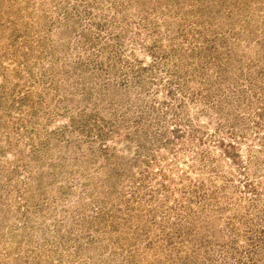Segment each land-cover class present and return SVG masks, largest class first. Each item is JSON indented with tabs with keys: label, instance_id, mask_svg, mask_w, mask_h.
<instances>
[{
	"label": "rangeland",
	"instance_id": "obj_1",
	"mask_svg": "<svg viewBox=\"0 0 264 264\" xmlns=\"http://www.w3.org/2000/svg\"><path fill=\"white\" fill-rule=\"evenodd\" d=\"M0 264H264V0H0Z\"/></svg>",
	"mask_w": 264,
	"mask_h": 264
}]
</instances>
